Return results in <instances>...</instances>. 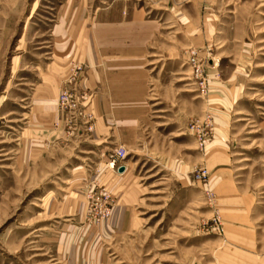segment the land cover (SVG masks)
I'll use <instances>...</instances> for the list:
<instances>
[{"label":"rangeland","instance_id":"1","mask_svg":"<svg viewBox=\"0 0 264 264\" xmlns=\"http://www.w3.org/2000/svg\"><path fill=\"white\" fill-rule=\"evenodd\" d=\"M0 264H264V0H0Z\"/></svg>","mask_w":264,"mask_h":264},{"label":"crops","instance_id":"2","mask_svg":"<svg viewBox=\"0 0 264 264\" xmlns=\"http://www.w3.org/2000/svg\"><path fill=\"white\" fill-rule=\"evenodd\" d=\"M99 77H100V80L101 79H107L109 80V90H108V93H107V99L109 101H139L140 100V97H137V94L138 92H140L142 89H141V85L138 84V82L134 83L132 81L131 84L128 83L127 79L129 78V74L126 73V71L123 70V68H120V69H117L116 67H113V68H109L108 70H103L101 72H99ZM134 77H138V75H135L134 74L131 76V78H134ZM117 79H125L126 81L123 82V84L125 85V88L121 91V95H123V97H115L116 92L115 90H113V84H115L116 82H114V80H117ZM133 86V88L129 89L127 88L128 86ZM138 85L140 87H138ZM136 87V91H138L137 93L135 92V94L133 93V89ZM141 94V93H140ZM114 96V97H113Z\"/></svg>","mask_w":264,"mask_h":264},{"label":"built area","instance_id":"3","mask_svg":"<svg viewBox=\"0 0 264 264\" xmlns=\"http://www.w3.org/2000/svg\"><path fill=\"white\" fill-rule=\"evenodd\" d=\"M123 157V152L121 150H118L115 154V159H113L111 162H110V165L113 167V166H116V169L118 170L122 165L121 164H115V160H121Z\"/></svg>","mask_w":264,"mask_h":264},{"label":"water","instance_id":"4","mask_svg":"<svg viewBox=\"0 0 264 264\" xmlns=\"http://www.w3.org/2000/svg\"><path fill=\"white\" fill-rule=\"evenodd\" d=\"M122 170H123V168H122V167H120V168H119V171H122Z\"/></svg>","mask_w":264,"mask_h":264},{"label":"bare ground","instance_id":"5","mask_svg":"<svg viewBox=\"0 0 264 264\" xmlns=\"http://www.w3.org/2000/svg\"><path fill=\"white\" fill-rule=\"evenodd\" d=\"M121 167L124 169L123 165Z\"/></svg>","mask_w":264,"mask_h":264}]
</instances>
